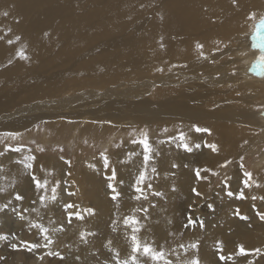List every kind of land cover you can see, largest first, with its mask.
I'll list each match as a JSON object with an SVG mask.
<instances>
[{"label": "bare ground", "instance_id": "bare-ground-1", "mask_svg": "<svg viewBox=\"0 0 264 264\" xmlns=\"http://www.w3.org/2000/svg\"><path fill=\"white\" fill-rule=\"evenodd\" d=\"M5 11L8 16L3 15ZM252 13H256L254 20L250 18ZM263 13L264 0H236V3L233 0H0V36L4 37L0 40V205L16 200L17 193L23 196L22 189L29 186L26 160L21 151L4 145L10 137L7 134L27 131L30 135L37 124H47V128L59 136H72L68 134V122L79 125L90 142L101 140L107 133L131 141L133 132L150 129L149 143L154 150L151 155L157 161L149 160L147 177L152 164L157 166L156 180L163 187V195L153 196V199L174 203L173 207L180 213L191 197L190 205L198 209L194 202L199 196H194L193 188L200 192L214 178L216 170L224 171L226 181L233 184L229 179L231 173H238V166L244 164L245 159H249L246 163L250 165L253 159L255 174L264 173V135L253 130L257 124L253 112L264 102V79L244 83L237 76L236 60L244 52H236V48L247 43L245 38L259 27ZM17 35L21 41L7 43ZM197 42L204 45L203 57L195 47ZM22 44L27 45L28 60L17 56ZM250 46V43L246 45ZM247 52L251 53L247 61L261 54L258 50ZM245 59L241 57L244 67ZM257 83L262 85L257 86ZM193 125L211 129V135L195 132ZM181 132L185 133V142L193 148L192 152L183 148L179 140ZM35 133L39 137V133ZM114 143L107 144L111 147ZM196 144L201 147L196 148ZM207 144L218 145V152H213ZM256 153L260 156L256 157ZM143 154L144 147L140 143L128 149L124 144L121 149L112 146L107 154L108 168L101 158L86 167L95 174L111 173L113 168L118 172L114 183L121 193L119 199L125 200L121 215L137 195L134 184L139 173L145 170ZM117 155L118 161L114 159ZM226 161L231 163L222 167ZM36 162L39 163L38 159L32 164ZM51 167L55 172L67 174L61 161L45 162L41 167H32L31 171L42 181L53 174ZM197 169L201 170L203 179L196 177ZM206 169L209 171H204ZM241 169L244 172V168ZM253 180L260 186L253 184L251 188H244L249 205L239 209L249 219H234L230 223H227L229 219H223L211 228L213 233L222 228L218 241L232 244L235 249L242 243L249 249L250 256L254 255L252 250L261 248L264 243V222L258 227L260 220L256 215L257 210L264 211V200L260 199L264 197V178L254 175ZM94 191L91 202L96 214L88 215L93 225L88 231L80 230L95 235L88 236L85 243L79 236L75 238L70 232L66 233L61 253L65 256L76 253L79 259L75 262L87 264L83 260L93 253L106 252L108 264H116V252L121 259H127L132 251V229L123 223L124 217L130 214L127 211L116 221L113 231L114 218L119 217V212L112 204L120 200L113 201L103 188ZM253 196L257 199L253 200ZM18 201L24 205V200ZM42 204L27 221L21 236L42 233L32 224L51 227L45 217L50 202ZM231 204L235 212V201ZM150 210L155 216L148 222L141 213L132 214L142 226L136 234L143 243L165 252L162 239L174 235L179 224H175L176 229L168 230L169 210L160 205L151 206ZM163 216L165 218L161 219ZM247 224H250V232H236ZM42 235L38 239L44 237ZM2 243L0 240V249ZM212 245L209 239L199 246L198 253L189 248L188 256L177 250L170 255L165 253L180 264L196 254L202 264H215ZM259 256L250 264H264V250ZM237 258L231 260L233 264L247 262L239 263ZM138 259L141 264H163L143 255H138ZM63 260L64 264L73 262Z\"/></svg>", "mask_w": 264, "mask_h": 264}, {"label": "rangeland", "instance_id": "rangeland-1", "mask_svg": "<svg viewBox=\"0 0 264 264\" xmlns=\"http://www.w3.org/2000/svg\"><path fill=\"white\" fill-rule=\"evenodd\" d=\"M260 17H264V13L260 15ZM257 24V23H255ZM259 27H256V30H252V32L245 38L246 44L243 43V45L238 46L236 48V52H242L240 56H237V62H238V77L243 80L244 83H256L260 82L264 79V75L261 73L264 72V49H262L261 44L264 43V40H262V37H264V32H257V29ZM250 43V48L246 47ZM253 46V47H252ZM240 47V48H239ZM250 51H256L258 50L259 55H256V59H249L247 61V56L251 57V53H248L247 50ZM246 50V53H245ZM241 57H246V67H244L243 61L241 60ZM254 85V84H253ZM257 86H260L262 84L257 83ZM254 85V87H257ZM253 119L257 123L255 128L253 127V130L257 131L260 135H264V102L262 105L258 106L255 111L253 112ZM44 123V122H43ZM70 125V131L68 134H71L72 136H59L57 133L52 131L50 128H47V124H37L35 128L31 129V134L28 135L27 131L19 132L18 136L13 137L10 136L7 139V143L5 142L4 145L7 148L15 149L20 148L21 154L24 160H26V157L28 156H34L35 159H38V162H36L33 167L38 168L41 167L42 164L47 162L48 164H54L55 162H63V166H66L67 168V174L55 172V169L51 167V171L53 174L47 179L48 186L47 191L45 190H38L35 187V183H32L33 180L32 177L36 176V172L34 170L31 171V169H28L26 171V176L29 181V186L26 188H23V200L24 205H22L21 201L14 200L8 202V207L5 208V210L2 211L0 214V234L1 235H7L8 239L3 240V243L1 244L2 248L0 249V264H64V260L59 259L58 257H50L47 256L45 253L49 249H45L43 247L39 249H33L32 251H29L22 242H27L28 244L33 243H40L44 244L45 240L44 237L40 236L43 233H35L33 237L28 236H21V231L27 226V221L34 217L35 212L39 211L41 208L42 203L46 201V204L50 202V205H48V209H46L47 214L45 215L46 219L51 222V227L49 228V236L55 241V243L52 245L51 250L58 251L61 253V248L63 247L62 241L65 239L66 233L72 234L75 238L77 236L80 237V233L86 230L88 231L90 227L93 225V221H90L88 218V214L85 211V209L91 207L93 208L92 195L94 194V190L96 188H103L104 193L106 196L111 195L110 190L107 188V177L111 175L108 171H103L100 174H95L91 171H88L86 167L93 162L94 160H101L103 159L101 157V152L106 151V155L109 154V151L112 146L119 145L117 147L118 149H121L123 144L125 145V148L128 149L130 145L135 144L133 143L134 140L139 141L142 139L141 132L145 130L143 128L139 132H133V139L130 141L125 139L123 136L121 139L118 137L117 134L111 135V133H107L106 137H100L101 140H108L109 142H120L119 144L115 145L112 144L110 147L107 143H104L100 139L94 140L90 142L87 139V136H84L85 133L83 132V127L79 125H71L70 122H68ZM130 126V124L128 125ZM258 127V128H256ZM106 128V127H104ZM41 129L43 131H41ZM252 129V128H251ZM120 131V130H119ZM135 131V130H134ZM35 132L39 133L36 134ZM95 132V131H94ZM148 132V136L150 137V129ZM84 133V135H83ZM37 136H36V135ZM102 135L105 134V131H102ZM91 135L95 136L96 134L92 133ZM118 139V140H116ZM9 140V141H8ZM123 140V141H122ZM121 141L123 143H121ZM9 142V143H8ZM102 142V143H101ZM11 143V144H10ZM138 143V142H137ZM104 144V145H103ZM43 148L44 151L41 152L39 149ZM154 151V150H153ZM151 153H154V152ZM1 153V149H0ZM150 153V156L152 157ZM115 154V152L113 153ZM144 155V154H143ZM256 157H259L256 153ZM63 157V159H61ZM118 155L117 157H114L116 161H118ZM155 157H152L151 160L154 162L157 161L156 159H153ZM247 158V157H245ZM53 159H56L57 161H53ZM15 160V159H14ZM22 160V158H21ZM249 159H245L243 168L244 171H250L253 176L254 175H260L264 178V173H257L255 174L253 170L254 161L251 159V165L250 163H246V161ZM49 161V162H48ZM187 161L191 162V158L187 157ZM70 162V163H69ZM153 168H155L158 171V167L153 165ZM241 166H238L239 171L238 173H231L229 176V179H232L231 182L233 184H230L226 181V175L225 172L223 173L219 170H216L214 173H219L218 175L213 174V179L210 180V182L200 191L201 195L198 198H195L197 201L194 202L197 203L198 209L194 205H190L192 197L190 200L185 201V207L180 213L178 209L174 208V203L169 204L171 202H161L153 199V196L155 192H162L163 193V187L160 186L159 182H157L159 176V172L157 171L154 173L148 172V177L143 185V191L144 194L147 195L148 199L144 200L141 198L140 200H136L135 198H132L130 207L128 209H125L123 211V215H121V208L122 203L125 201L123 198L120 201H116L113 203V208H115L119 212V217H115V221H120L121 217L124 216V214L129 211V214H142L143 219H147L146 222H148L150 219H152L155 216V213L151 210V206L156 207V205H160L164 210H169L170 212V224L168 230H174L176 229L175 224H179L178 231L171 236H167L162 239V243L164 246V250L167 253V255H170L171 252L177 250L181 253H184L188 256V252H185L184 249L180 248V244H184L185 246L188 245L189 241L198 242L199 246H202L203 243L209 239L213 242V248L211 249V253L214 255V262L215 264H233L231 260H228L227 262H220L218 259V251H217V241L219 240L221 234H222V228L216 232H211V228L215 227L216 225L220 224V220L223 219H229L227 223L232 222V220H239L242 221L239 217L234 215L235 212H233V204H231V201H235L236 209H241L242 205H249V199H239V192L241 189L244 191V185L242 183L244 179L243 175V169L240 168ZM31 171L30 173L28 171ZM237 169H234V171ZM117 178L119 177L118 172ZM157 177V178H156ZM157 179V180H156ZM44 181V180H42ZM57 183H59V187L57 188V199L55 201L51 200L52 192L51 189L53 187H56ZM222 183V184H221ZM148 184H151V188L147 187ZM129 191H131V194H133L131 186L129 187ZM231 191L234 193L233 196L229 197L228 192ZM68 192H76L77 194L75 196H69ZM92 194V195H91ZM194 196L195 193L193 192ZM41 196H47L48 199L41 200ZM109 197V196H108ZM135 197V195H134ZM130 198V197H129ZM156 198V197H155ZM194 198V197H193ZM204 199H206V203H203ZM149 205H145V203H148ZM66 203H74L78 205V207L74 210L69 211H75L79 212L81 215L84 216L83 221L77 219L75 216L72 217L71 224L67 223L68 219V213L64 209V204ZM201 203V205H200ZM180 206V205H179ZM17 209L13 211V209ZM149 207V208H148ZM20 210H19V209ZM22 208V209H21ZM12 209V210H10ZM96 210V208H94ZM135 209H141V211H134ZM143 209H147V211H143ZM192 211L195 212V214L191 213ZM150 212V213H149ZM228 212V213H225ZM41 214L44 213L43 211L40 212ZM241 213V211H240ZM116 214V213H115ZM192 215L194 219L203 220L205 227L201 228L197 224V226L193 227L189 225L187 228L184 227L185 224H187V217L189 215ZM20 215H23L25 219L21 220ZM150 215V216H149ZM227 215V218L225 216ZM241 215H243L241 213ZM147 216V217H146ZM165 216L161 217V219H164ZM141 219V220H143ZM8 220V221H7ZM144 221V220H143ZM223 223V222H222ZM263 222L257 221L258 227ZM81 225V226H80ZM250 224H247L245 227L243 226L241 230H237L236 232H250L251 229L249 227ZM61 226L64 227V231H51V229H59ZM73 230V231H72ZM72 231V232H71ZM39 235V236H36ZM44 236V235H42ZM35 237V238H34ZM81 239V238H80ZM95 239V238H93ZM230 239V236H229ZM61 243V245H60ZM224 244V243H223ZM15 245V247H14ZM226 247L224 248V254L225 255H233V258H237L236 255H234L236 249L232 246V244H224ZM247 249V248H246ZM249 250V249H247ZM264 250V243L261 245V251ZM188 251V250H187ZM61 255L64 258L69 259L70 261H73L72 264L77 259L76 253H72L68 256H65L63 253ZM72 255V256H71ZM43 256L44 259L41 260L39 257ZM76 257V258H75ZM108 253L106 252H95L92 255H90L88 258L84 259L83 261L87 264H105V261H108L107 259ZM259 255H248L246 257H239L237 258V262L242 263L246 262L245 264H250L254 260L259 259ZM169 260L173 261V264H180V262L177 259L171 258L170 256L166 257ZM75 264H77L75 262Z\"/></svg>", "mask_w": 264, "mask_h": 264}, {"label": "snow or ice", "instance_id": "snow-or-ice-1", "mask_svg": "<svg viewBox=\"0 0 264 264\" xmlns=\"http://www.w3.org/2000/svg\"><path fill=\"white\" fill-rule=\"evenodd\" d=\"M233 3H236V0H233ZM8 12L5 11L3 13L4 16H8ZM251 19H256V13H252L250 16ZM161 19H163V17H161ZM9 32H11V29H8ZM257 32H264V18L260 19L259 22V28L257 29ZM45 35H47V33H45ZM4 37L0 36V40H3ZM21 37L19 35L15 36L14 39L9 38L7 40L8 44H13L15 42H19L21 41ZM262 40H264V37H262ZM161 47H163V45H161ZM196 49L199 52V56H204L203 53V48L204 45L202 43L197 42L195 45ZM262 49H264V43L261 44ZM26 48L27 45L26 44H22L19 48V50L17 51V56L21 59V60H28L29 57L26 53ZM205 59H207V57H204ZM12 61L10 60L9 63H11ZM158 71H163V69H157ZM262 75H264V72L261 73ZM194 131L197 133H207L209 135H211V129L209 128H204V127H200L198 125H193L192 126ZM165 132L168 131L167 128L164 129ZM7 135L9 136H13L16 137L19 134L18 133H8ZM141 136L142 139H140L139 141L134 140L133 143H140L143 145L144 147V151H145V155H144V165H145V170L141 171L135 181L134 184V190L135 193H137V195H135V199L136 200H140L141 198H143L144 200H147L148 197L147 195L144 194L143 188L141 187V185L144 184L145 180L147 179V164L149 162V160L151 159L150 153L153 151L150 143H149V136H148V132L147 130H144L141 132ZM179 140L182 143L183 148L188 151V152H192L193 148L189 146V144L186 141V135L185 133L181 132L179 134ZM208 148H210L213 152H218V145L216 144H207L206 145ZM117 147H119V145H117ZM196 148H200L201 145L200 144H196L195 145ZM41 152L44 151L43 148L39 149ZM13 151H21L20 148H15L13 149ZM106 151L101 152V156L103 158V164L105 168H108L110 165V161L108 156L106 155ZM0 155H2V153H0ZM63 159V157L61 158ZM35 160L34 156H28L26 157V163H25V167L28 169H31L33 167L32 161ZM241 160H243V157H241ZM70 163V162H69ZM231 161H226L224 165H222V167H226L228 164H230ZM90 167H94L92 165H90ZM175 167V165H174ZM241 167H243V165L241 164ZM204 171H209V170H204ZM152 172H156L155 168H152ZM214 175H218L219 173H213ZM195 175L197 178L199 179H203L204 177L201 176V170L197 169L195 172ZM244 179L242 181L244 188H251L253 186V184H256V182L253 180V174L250 171L245 170L244 173ZM34 183H35V187L38 190H45L47 191V186H48V181L44 180L41 181L40 179H37L35 176L32 177ZM108 183H107V188L110 190L111 192V196L110 198L113 201L118 200L121 197V193L119 191H117V187L115 186V183L117 181V173L116 170L113 168L111 171V175L107 177ZM257 187H259L260 185L256 184ZM59 187V183H57L56 187H53L51 189L52 192V196H51V200L55 201L57 199V188ZM147 187L151 188V184L147 185ZM173 190H175L173 188ZM193 192L195 193V195L200 196L201 193L199 191H197L195 188H193ZM69 196H75L77 193L76 192H68L67 193ZM155 196H162L163 193L162 192H155L154 193ZM234 193H232L231 191L228 192V196L231 197L233 196ZM239 199H246L245 194L243 189L240 190L239 192ZM16 200H23V196H21L19 193L16 194L15 196ZM41 200H45L48 199L47 196H41L40 197ZM253 200L257 199V197L253 196L252 197ZM261 200H264V197H260ZM8 205H0V211H3L5 208H7ZM64 209L65 211L68 213V219H67V223L71 224L72 222V217L75 216L77 219L79 220H83L84 216L81 215L79 212H75V211H69V210H74L78 207V205L74 204V203H66L64 204ZM13 211H15V209H13ZM85 211L87 212V214L89 216H94L96 214L95 209L94 208H87L85 209ZM134 211H141V209H135ZM143 211H147V209H143ZM234 215H236L237 217H239L241 220H248L249 217L241 215L240 210L236 209ZM256 215L258 216L259 220L261 222H264V211H259L257 210ZM20 219L23 220L25 219V217L23 215H20ZM123 223L126 227H130L132 229V235H131V242H132V251L130 254V257L127 259H121L120 258V253L116 252L115 254V262L116 264H141V261L138 259V255H143L145 257H149L151 258V260L156 261V262H160L163 261V264H173L172 260H169L166 258V253L163 250H157L155 249L151 244L148 243H143L141 241V239L137 236L136 233H138L139 231H141V225H140V221L137 219V217L135 215H128L126 217H124L123 219ZM116 221L113 222V231L116 230L115 227ZM197 224L199 225V227L203 228L205 227L204 221L203 220H199L197 221V219H194L193 216L190 214L187 217V224L184 225V227H188L189 225L195 227L197 226ZM32 227L35 228H39L41 230V232L44 235V240L45 243L44 244H40V243H33V244H28L27 242H22L24 244V246L29 250L32 251L33 249H39L41 247L45 248V249H49L45 254L47 256L50 257H58L59 259L63 260L64 257L61 255V253L59 251H54L51 250L52 245L55 243V241L49 236V231L50 229L47 227H44L43 225L40 224H32ZM64 227L61 226L59 229H51V231H64ZM90 235H95V233H86V232H81L80 233V238L83 242L87 243V237ZM8 239L7 235H0V240H6ZM109 244H111V241H109ZM15 247V245H14ZM180 248L184 249L185 252H187V250L189 248L196 250V253L199 252V243L195 242V243H190L187 246H185L184 244H180L179 245ZM217 251H218V259L220 262H227L228 260H232L233 259V255H225L224 254V244L223 241H217ZM254 252V254L256 255H260L261 254V248H255L254 250H252ZM234 255L236 256H240V257H246L249 255V251L245 248L244 244H238L236 247V251L234 253ZM39 259L43 260L44 257L41 256L39 257ZM77 259H79L77 257ZM105 264H108L107 261H105ZM181 264H202L201 259L199 257L198 254L194 255L193 258L184 260L181 262Z\"/></svg>", "mask_w": 264, "mask_h": 264}]
</instances>
